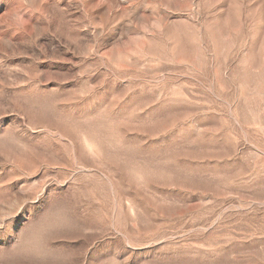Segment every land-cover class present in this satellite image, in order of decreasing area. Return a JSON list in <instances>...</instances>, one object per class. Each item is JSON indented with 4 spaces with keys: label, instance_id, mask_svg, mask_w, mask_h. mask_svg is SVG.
Returning a JSON list of instances; mask_svg holds the SVG:
<instances>
[{
    "label": "rangeland",
    "instance_id": "1",
    "mask_svg": "<svg viewBox=\"0 0 264 264\" xmlns=\"http://www.w3.org/2000/svg\"><path fill=\"white\" fill-rule=\"evenodd\" d=\"M0 264H264V0H0Z\"/></svg>",
    "mask_w": 264,
    "mask_h": 264
}]
</instances>
